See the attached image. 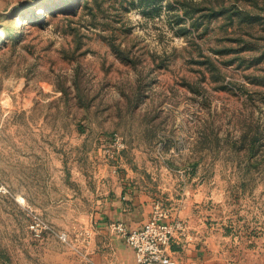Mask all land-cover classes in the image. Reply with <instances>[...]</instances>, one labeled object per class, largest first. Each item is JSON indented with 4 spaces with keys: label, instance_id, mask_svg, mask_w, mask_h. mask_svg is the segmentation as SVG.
Wrapping results in <instances>:
<instances>
[{
    "label": "rangeland",
    "instance_id": "374dc122",
    "mask_svg": "<svg viewBox=\"0 0 264 264\" xmlns=\"http://www.w3.org/2000/svg\"><path fill=\"white\" fill-rule=\"evenodd\" d=\"M139 4L0 0V264H70L86 242L77 213L38 204L72 193L98 155L125 153L152 155L162 182L168 158L177 178L188 159L228 264H264V0H159V13ZM138 78L141 105L166 111L160 129L173 146H127L115 131L112 148L79 129Z\"/></svg>",
    "mask_w": 264,
    "mask_h": 264
},
{
    "label": "crops",
    "instance_id": "0c3cea01",
    "mask_svg": "<svg viewBox=\"0 0 264 264\" xmlns=\"http://www.w3.org/2000/svg\"><path fill=\"white\" fill-rule=\"evenodd\" d=\"M120 58L123 62L130 61L128 57ZM144 85L145 81L138 78L134 90L123 95L119 93L117 105L113 101L99 103L91 121L79 124V129L96 131L95 140L105 146L109 145L110 135L115 131L124 135L127 146H153L162 139L165 147L173 146V139L161 134L164 129H160L164 122L162 114L166 111L157 108L150 112L147 103L145 106L140 103ZM203 134L208 135V132L205 130ZM79 144L85 145L86 138ZM150 156L125 153L120 158H108L101 154L93 170L84 167L78 170L75 178L80 184L73 186L70 196L62 190L58 198H53L50 188L46 187L49 201L39 203L40 208L48 212L51 208L72 204L78 219L71 221L78 228L76 235L82 237L81 240L86 239L81 252L70 264H137L132 245L123 234L111 230L110 224L121 221L128 229L142 227L157 203L169 212L168 219L186 221V229L177 233L172 242L173 253L181 264H228L221 238H215L208 227L209 221L217 219L213 216L216 215L214 207L207 203L209 193L198 182L189 185L192 184L189 179L196 176L189 177L188 159L178 168L185 170V176L178 179L174 176L177 168L170 165L168 158L163 172L166 180L162 182L159 167L151 163L146 165ZM65 174L62 173L63 181ZM19 197L36 206L26 195Z\"/></svg>",
    "mask_w": 264,
    "mask_h": 264
},
{
    "label": "built area",
    "instance_id": "2783aa9c",
    "mask_svg": "<svg viewBox=\"0 0 264 264\" xmlns=\"http://www.w3.org/2000/svg\"><path fill=\"white\" fill-rule=\"evenodd\" d=\"M111 141L109 144L113 148L116 141ZM117 143L120 145L118 139ZM168 217L169 212L157 203L152 216L142 227L128 229L121 221H114L110 228L126 237L135 250L137 264H181L173 253L172 242L177 233L186 229V221L181 218L171 220ZM39 225V221L31 223L35 229ZM62 237L65 238V234Z\"/></svg>",
    "mask_w": 264,
    "mask_h": 264
},
{
    "label": "trees",
    "instance_id": "16d2710c",
    "mask_svg": "<svg viewBox=\"0 0 264 264\" xmlns=\"http://www.w3.org/2000/svg\"><path fill=\"white\" fill-rule=\"evenodd\" d=\"M137 1H138V3H140L139 5L144 7L145 10H151L152 13H159L160 9L162 8L161 4H157L159 0H132L133 3L137 2ZM70 4H72V1L62 3L60 8H63L64 6L70 5ZM86 6L89 9V11H91V14L93 16H95V12L93 11L92 5L88 4V2H87ZM198 9H200L199 6L194 8V10H198ZM57 10L58 9H54L53 11H57ZM16 37H18V36H15V38ZM113 46H114V49L120 54L121 57L126 58V56L123 55V53L120 51V49L117 48V46H115V45H113ZM246 135H247V131H245L243 133V139H245ZM254 145H255V142L253 141V144H251V147H253ZM256 147H257V144H256Z\"/></svg>",
    "mask_w": 264,
    "mask_h": 264
}]
</instances>
